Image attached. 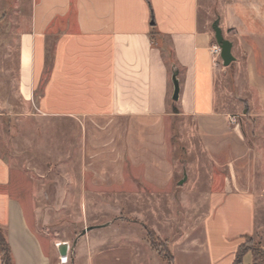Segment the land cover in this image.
Listing matches in <instances>:
<instances>
[{"label":"crops","instance_id":"obj_1","mask_svg":"<svg viewBox=\"0 0 264 264\" xmlns=\"http://www.w3.org/2000/svg\"><path fill=\"white\" fill-rule=\"evenodd\" d=\"M32 1L28 27L19 36L21 101L35 109L34 117L78 124L81 166L94 172L80 179L83 199H105L111 206L120 199L152 201L151 213L125 207L132 216H152L157 232V194L170 190L174 180L163 146L164 122L172 117L192 121L210 153L238 152L244 145L239 122L229 124L234 112L219 103L217 82L228 67L211 52L216 21L233 44L232 64L242 75L236 85L242 113L264 118V0H225L210 27L200 20L201 0H150L152 13L146 0ZM153 24L174 52L170 66L152 44ZM175 72L177 103L172 100ZM230 136L238 143L227 144ZM222 185L205 195L200 220L170 238L172 264H234L247 238L264 235L252 179L241 180L234 172ZM12 186L11 166L0 156V227L7 232L14 262L51 264L31 223L33 207L15 196ZM118 222L92 226L100 228L84 238L81 234L72 264H165L147 241V225L136 223L143 235ZM247 259L253 263L251 252L243 262Z\"/></svg>","mask_w":264,"mask_h":264},{"label":"rangeland","instance_id":"obj_2","mask_svg":"<svg viewBox=\"0 0 264 264\" xmlns=\"http://www.w3.org/2000/svg\"><path fill=\"white\" fill-rule=\"evenodd\" d=\"M224 1L201 0V22L210 27L222 9L219 4ZM32 3V0H0V16L5 9L11 10L7 14L12 25L7 36L10 42L3 40L4 49H0V156L11 166V192L33 207L31 223L43 238L51 264H60L56 243L69 244L72 264V249L82 232L88 227L105 226L114 220L119 224L129 223L130 228L143 235L147 233L137 224L147 225L154 240H159L156 249L162 255L147 239L151 249L157 259L168 264L163 251L167 252L170 238L200 220L207 207L205 195L213 187L223 186L225 178L234 172L241 180L252 179L258 207L257 223L259 228H264V118L253 119L249 117L250 112L247 115L242 113L245 107L236 95V85L241 82L242 75L236 72L234 64L225 69V74H219L217 91L222 89L218 96L221 106L232 110L234 114L230 116L238 119L244 145L238 147V152L223 149L219 155L210 153L192 121L174 117L165 121L167 135L162 136L166 141L163 146L167 160L173 165L174 180L170 190L157 194V232L153 230L152 216H132L131 210L125 207L133 205L132 210L142 209L151 213L152 201L120 199L114 200L111 206V201L105 199H83L80 179L90 177L94 172H85L81 166L78 124L70 120L34 117L31 113H35V109L24 104L19 96L17 46L21 31L28 27ZM9 43L13 48L7 46ZM160 44L169 48L167 40ZM165 58L170 66L171 58ZM173 105L170 96L169 106ZM226 143L233 145L238 141L230 136ZM238 156L240 160L235 161L237 163L232 168L233 160ZM184 176L187 182L180 187L178 182ZM245 243L255 245L261 251V258L264 257V235L258 234L251 243L248 239ZM244 264H250L249 260H244Z\"/></svg>","mask_w":264,"mask_h":264},{"label":"trees","instance_id":"obj_3","mask_svg":"<svg viewBox=\"0 0 264 264\" xmlns=\"http://www.w3.org/2000/svg\"><path fill=\"white\" fill-rule=\"evenodd\" d=\"M146 2L149 6L151 13H152L150 0H146ZM10 11L11 10H9L7 8L3 11V13L0 16V49H4L2 47L3 45L1 42L3 40L8 41L7 36H9V33H11V31H12V25L8 20V14H7V13H10ZM160 38H161V35L155 30V24H153L152 32H151V41H152L153 46H155L161 50L164 60L166 59L165 57H168V59L171 58V60L174 61L175 55H174V52L171 49L170 45H169V48L163 47L160 44L162 42ZM8 42H10V41H8ZM7 46H9V48H13L10 43L7 44ZM19 54H20V45L18 43V46H17L18 62H19ZM52 60H53L52 50H48L47 51V64L49 66H51ZM165 62H166V60H165ZM247 239H248L249 243L252 242L251 238H247ZM148 240H149L151 246L154 249H156V243L158 246L159 240L158 239L154 240L152 233L148 234ZM164 244L168 245V243H164ZM162 248H163V246H162ZM167 248H168L166 250L167 252L163 251V254H164L163 258L165 261H167L168 264H172L173 263V257H172V254L170 252L169 247H167ZM156 250L158 253H160L158 248ZM247 252H251L253 255V263L252 264H264V257L261 258V256H260L261 251H259V249L257 247H255V245L250 246L246 243H244L240 247L234 264H244L243 258ZM0 256H1V264H15L14 258H13V253H12L11 247H10L8 239H7V232L5 229H3L1 227H0Z\"/></svg>","mask_w":264,"mask_h":264},{"label":"water","instance_id":"obj_4","mask_svg":"<svg viewBox=\"0 0 264 264\" xmlns=\"http://www.w3.org/2000/svg\"><path fill=\"white\" fill-rule=\"evenodd\" d=\"M213 32L215 34V40L216 44L220 47L221 49V60L223 62L224 67H230L231 64L235 61V58L232 53L233 49V44L231 41L225 39L223 35V31L221 27L219 26V21H216L213 24ZM178 74L175 72L172 76V84H173V95H172V100L173 102L177 103L179 101V96H180V85H179V80H178ZM247 112L245 111V115ZM186 180V177L185 179ZM182 184V183H181ZM100 227H89L85 229L82 232V235H86L87 233L91 232L94 229H97ZM69 251V244L68 243H60L57 247V252L59 257H66L68 255Z\"/></svg>","mask_w":264,"mask_h":264},{"label":"built area","instance_id":"obj_5","mask_svg":"<svg viewBox=\"0 0 264 264\" xmlns=\"http://www.w3.org/2000/svg\"><path fill=\"white\" fill-rule=\"evenodd\" d=\"M211 52L215 56V58H217V59L221 58V49H220V47L217 44L212 47ZM229 124L233 125V126H236L238 124L237 117L230 116L229 117ZM58 245L59 244L56 245V248L58 247ZM70 253H71V249H70V246H69L68 255L66 257H59L60 264H71Z\"/></svg>","mask_w":264,"mask_h":264}]
</instances>
